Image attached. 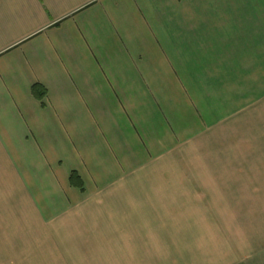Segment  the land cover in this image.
Segmentation results:
<instances>
[{"label":"crops","instance_id":"1","mask_svg":"<svg viewBox=\"0 0 264 264\" xmlns=\"http://www.w3.org/2000/svg\"><path fill=\"white\" fill-rule=\"evenodd\" d=\"M181 190L261 216L252 244L142 257L264 264V0H0V264H126L133 232L93 226Z\"/></svg>","mask_w":264,"mask_h":264},{"label":"rangeland","instance_id":"2","mask_svg":"<svg viewBox=\"0 0 264 264\" xmlns=\"http://www.w3.org/2000/svg\"><path fill=\"white\" fill-rule=\"evenodd\" d=\"M181 193L182 195H187V199L183 196L180 198L179 194ZM195 193L196 192L192 191L193 200H195ZM176 195H178V198L176 197ZM190 195V190H185L182 192L172 191L171 193L170 191H166L160 194L158 197L154 194L153 196L157 197L155 203L156 205L154 206V208L147 206L135 208L138 216L134 215L133 218H118L116 229L110 227L105 228L104 225L99 227V225L102 224L99 223L96 227L93 226L94 231L95 229L103 231H118L117 229H119L122 231L130 230L133 232V240L129 241V243L131 242L132 244L128 243L130 246V248L127 250L128 254L117 255V257L119 258L118 261L124 262L126 264L157 263V256H155L154 258L149 257L148 259H146L145 256L142 257V254H140L139 251L144 245L142 235L147 232L154 233L158 230H163L166 233L174 232L177 234L176 240L186 241V243L191 242L193 245H197L200 243L201 246L202 242H205L206 239L200 237V239L197 240V235L205 234L207 235V237L210 236L208 239L217 241L216 237L217 235L219 236L221 234L220 231L224 232L223 234L228 235L237 230H243L244 232H240L243 233L242 242L245 243V245L252 244L254 239L253 225H251L253 224V222L251 220H253V218H261V216L252 215L251 212H249L248 208L244 209L242 207L233 205H211V203L207 205L205 203L206 205L204 206H194L192 200H190ZM204 195H206L205 191H197L198 198ZM152 209L157 217L152 216ZM146 210L149 211L147 213V215L149 216L147 218H143ZM139 212H142V214ZM245 219H249L250 222L248 223ZM159 220L160 223H158ZM189 235H192L193 238L189 239ZM90 237L87 238V240L91 242L94 240L95 236L92 235L93 238ZM182 244L184 243L182 242ZM119 247L121 246L119 245ZM171 256L173 255H170V257Z\"/></svg>","mask_w":264,"mask_h":264},{"label":"trees","instance_id":"3","mask_svg":"<svg viewBox=\"0 0 264 264\" xmlns=\"http://www.w3.org/2000/svg\"><path fill=\"white\" fill-rule=\"evenodd\" d=\"M33 94H35V96H37L39 99H41V101H43L44 97L46 96L45 90H41V88L39 86H34ZM75 177H76V175L73 173L71 176V181L74 180ZM80 189L83 191L84 190L83 186H80Z\"/></svg>","mask_w":264,"mask_h":264}]
</instances>
